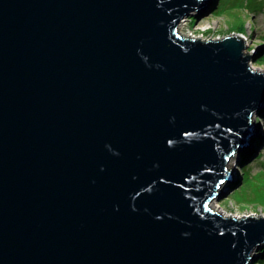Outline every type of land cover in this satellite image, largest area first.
I'll return each mask as SVG.
<instances>
[{"label":"water","instance_id":"95a60500","mask_svg":"<svg viewBox=\"0 0 264 264\" xmlns=\"http://www.w3.org/2000/svg\"><path fill=\"white\" fill-rule=\"evenodd\" d=\"M211 0H0V264H252L264 215L210 207L253 144L246 38Z\"/></svg>","mask_w":264,"mask_h":264},{"label":"rangeland","instance_id":"374dc122","mask_svg":"<svg viewBox=\"0 0 264 264\" xmlns=\"http://www.w3.org/2000/svg\"><path fill=\"white\" fill-rule=\"evenodd\" d=\"M207 29H204L206 28ZM178 31L191 37L223 38L238 32L246 38L245 51L252 52L250 65L257 69L264 67V0H211L201 9L186 16ZM263 71V70H262ZM264 72V71H263ZM263 108V107H262ZM258 112L259 132L253 144L236 156L234 168L227 167L232 178L219 190V200L235 217L264 214V111ZM243 158V155H246ZM240 191L233 193L241 187ZM212 208V207H211ZM213 209V208H212ZM214 210V209H213ZM257 250L259 257L260 251ZM256 258L252 264H264ZM261 259V258H260Z\"/></svg>","mask_w":264,"mask_h":264},{"label":"bare ground","instance_id":"6f19581e","mask_svg":"<svg viewBox=\"0 0 264 264\" xmlns=\"http://www.w3.org/2000/svg\"><path fill=\"white\" fill-rule=\"evenodd\" d=\"M204 29H207V27L204 28ZM258 69L264 71V67H262V66H259ZM236 156L237 155H234L233 157H231L230 161L228 162V166L230 168H234V166L236 164L235 162H236V159H237ZM210 207H212L215 211L217 210L218 212H220L221 214H223L225 216H234V214L232 212H229L224 206H222L220 201L217 200V199H214L213 201H211ZM256 214L264 215L263 213H256Z\"/></svg>","mask_w":264,"mask_h":264},{"label":"trees","instance_id":"16d2710c","mask_svg":"<svg viewBox=\"0 0 264 264\" xmlns=\"http://www.w3.org/2000/svg\"><path fill=\"white\" fill-rule=\"evenodd\" d=\"M264 111V107L262 108V110H261V112H263ZM264 113V112H263ZM247 157V154L246 155H243V158H246ZM242 188V186L241 187H239V188H237L236 190H234L233 191V193H236V192H238V191H240V189ZM259 259V261L258 262H260V263H263L264 262V247L262 248V250L260 251V255H259V257H258ZM261 258V259H260Z\"/></svg>","mask_w":264,"mask_h":264}]
</instances>
